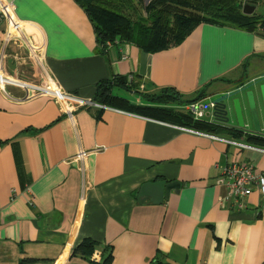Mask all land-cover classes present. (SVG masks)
Returning <instances> with one entry per match:
<instances>
[{"label": "crops", "instance_id": "0c3cea01", "mask_svg": "<svg viewBox=\"0 0 264 264\" xmlns=\"http://www.w3.org/2000/svg\"><path fill=\"white\" fill-rule=\"evenodd\" d=\"M5 3L32 50L8 43L0 65L28 84L91 100L99 81L125 76L140 93L173 88L192 100L264 78V39L247 32L201 24L162 52L119 42L101 50L73 0ZM4 30L0 22V43ZM129 92L134 100L116 96L148 105ZM195 132L105 106L68 117L52 99L0 88V264H89L71 256L83 239L95 242V261L109 248L111 264H264V196L253 192L241 210L216 202L223 168L246 164L264 176V153ZM159 181L179 188L158 205L138 196Z\"/></svg>", "mask_w": 264, "mask_h": 264}, {"label": "trees", "instance_id": "16d2710c", "mask_svg": "<svg viewBox=\"0 0 264 264\" xmlns=\"http://www.w3.org/2000/svg\"><path fill=\"white\" fill-rule=\"evenodd\" d=\"M73 1L92 24L96 44L101 50H104L106 42H119L131 44L145 54L162 52L181 44L201 24L236 29L264 39V12L260 15L254 12L248 16L241 11L243 3L256 7L263 0H151L142 8V18L137 20L123 14L122 9L136 10L135 7L142 5L143 0ZM113 87L140 93L127 77L117 76L111 80L99 81L91 101L101 106L216 136L235 139L241 136L224 123L223 111L218 105L214 112V123L211 124L194 121L188 114L175 109L181 104L203 98L204 90L199 91L192 100H183L173 88H161L156 94H140L148 105H135L113 95ZM248 140L264 147V139L251 137ZM96 247L95 242L83 239L73 248L71 256H77L89 264H111L112 253L107 247L102 250L101 260L93 259ZM154 264L164 263L157 261Z\"/></svg>", "mask_w": 264, "mask_h": 264}, {"label": "built area", "instance_id": "2783aa9c", "mask_svg": "<svg viewBox=\"0 0 264 264\" xmlns=\"http://www.w3.org/2000/svg\"><path fill=\"white\" fill-rule=\"evenodd\" d=\"M0 22H3L5 25V30L0 43V61L3 58V48L8 43L19 44L25 47L29 52L32 50V46L27 42L24 34L27 25L16 19L10 4H0ZM31 27L38 31L34 26ZM109 45L110 44L107 43V46ZM7 86H13L27 91L31 96H42L52 99L57 105H59L63 114L68 117H70L78 108H100L101 106L91 100H84L75 95L66 93L52 83L46 85H34L19 81L16 78L6 75L2 71V66L0 65V88L4 91V88ZM214 109V103H209L205 107L203 102L196 101L184 106L181 108V111L188 114L194 121H201L204 118L208 119L211 117V122L214 119ZM208 110L209 112H206ZM212 123H214V121ZM179 129L185 132L200 134L185 128ZM203 136L221 141L226 145L239 148L242 151L252 150L264 153V148H258L253 145L237 142L236 140L224 139L206 134ZM84 156L85 153H79L73 159L78 160ZM219 184L224 190V193L216 199L217 204L221 208H224L225 205H231V207L233 206L237 210H241L244 208L245 201L253 194V192H257L260 196H264V176L263 174L256 172L251 165L235 162L227 164L221 172V180Z\"/></svg>", "mask_w": 264, "mask_h": 264}, {"label": "water", "instance_id": "95a60500", "mask_svg": "<svg viewBox=\"0 0 264 264\" xmlns=\"http://www.w3.org/2000/svg\"><path fill=\"white\" fill-rule=\"evenodd\" d=\"M144 5L150 1L144 0ZM242 14L252 15L255 11L253 6L242 7ZM222 100L216 104L221 107L224 116V123H228L229 108L234 117L235 125L232 127L239 133H262L264 126V81L251 80L246 84L237 87L233 92L222 93ZM259 101V102H258ZM261 109H258L259 106ZM177 182L165 183L164 181L152 182L143 185L138 193L139 197H150L152 204L158 205L165 200L171 190L177 191Z\"/></svg>", "mask_w": 264, "mask_h": 264}, {"label": "rangeland", "instance_id": "374dc122", "mask_svg": "<svg viewBox=\"0 0 264 264\" xmlns=\"http://www.w3.org/2000/svg\"><path fill=\"white\" fill-rule=\"evenodd\" d=\"M114 1V0H113ZM149 1H151V0H149ZM144 0H143V4L142 5H137V7H135V8H137L136 10H131V9H125V8H123L122 9V13L123 14H125V15H127V16H129L130 18H132L133 20H137L138 18H140L141 16H143V7L145 6L144 5ZM245 5H248V4H246V3H243V6H245ZM242 6V7H243ZM122 8V7H121ZM255 8V13L256 14H258V15H260V14H262L263 12H264V0H263V2H260V3H258L257 4V6L256 7H254ZM142 18V17H141ZM107 43L108 42H106V44H105V46H107ZM262 69H263V71H264V67H262ZM250 73V72H249ZM249 73L247 74V76H249ZM19 81H21V80H19ZM24 91V90H23ZM113 92H114V94H116V95H119V96H122V97H124V98H128V99H131V100H134V98H135V96L134 95H130V92H128V91H125V90H123V89H116V88H114V90H113ZM67 93V92H66ZM69 94H71V93H69ZM139 94H143V93H139ZM71 95H74V94H71ZM209 97V96H208ZM208 97H203V98H200L199 100H197V101H201V102H203V104L205 105V107L209 104V103H214V102H212V101H220V100H222V96L220 97L219 95H217V96H210L209 98ZM259 102V101H258ZM217 103V102H216ZM216 103H214L215 104V108L217 107V104ZM227 110H228V117L229 116H232L233 117V113H232V111L229 109V108H227ZM206 112H209V110L208 111H206ZM214 112H215V109H214ZM207 117H209V116H207ZM211 118V117H210ZM179 128H185V127H181V126H178ZM185 129H189V130H192V129H190V128H185ZM193 131H197V130H194L193 129ZM219 138H224V137H219ZM224 139H232V140H236L237 142H242V143H245L244 141H242V140H238V139H235V138H230V137H225ZM219 142H221V141H219ZM223 143V142H222ZM246 144H248V143H246ZM250 145V144H249ZM229 146V145H228ZM233 147V146H232ZM230 207H231V205H230Z\"/></svg>", "mask_w": 264, "mask_h": 264}, {"label": "flooded vegetation", "instance_id": "af4514ba", "mask_svg": "<svg viewBox=\"0 0 264 264\" xmlns=\"http://www.w3.org/2000/svg\"><path fill=\"white\" fill-rule=\"evenodd\" d=\"M257 81H259V80H257ZM263 81H264V78L261 79L259 82H263ZM248 82H249V80H248L246 83H248ZM235 89H237V87L234 88L233 90H231L230 92L235 91ZM224 93H226V92H224ZM257 108H258V109H261V108H260V104H259V106H257ZM227 126H228V125H227ZM228 127H229V126H228ZM230 128H231V127H230ZM232 129H233V128H232ZM263 129H264V126H263ZM235 131H236V130H235ZM236 132H237V131H236ZM240 134H241V136H240L239 138H236V139H238V140H242V141H244L245 143H248V144H250V145L257 146L258 148H260V146L254 144V143H252V142H250V141L248 140V138L253 137V138L264 139V130H262L261 135H260V134H254V133H240ZM261 148H264V147H261Z\"/></svg>", "mask_w": 264, "mask_h": 264}]
</instances>
